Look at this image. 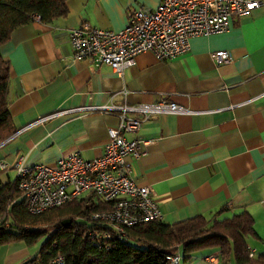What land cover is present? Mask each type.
<instances>
[{
    "label": "crops",
    "instance_id": "crops-1",
    "mask_svg": "<svg viewBox=\"0 0 264 264\" xmlns=\"http://www.w3.org/2000/svg\"><path fill=\"white\" fill-rule=\"evenodd\" d=\"M159 2L66 0L64 16L11 31L0 56L8 64L14 132L0 143L6 165L0 181L15 177L18 158L53 165L72 150L84 159L100 156L116 111L87 108L168 98L189 112L151 114L136 133L124 135L151 141L130 160L131 176L149 186L163 223L212 218L219 209L218 219L247 211L257 235L247 246L264 252V9L230 17L222 32L190 37L187 51L171 59L141 52L120 73L71 58L68 32L79 22L116 31L128 8ZM215 50L229 52L228 65L214 66L209 54ZM215 252L197 251L189 264H211L205 257ZM29 256L21 241L0 246V264Z\"/></svg>",
    "mask_w": 264,
    "mask_h": 264
},
{
    "label": "built area",
    "instance_id": "built-area-1",
    "mask_svg": "<svg viewBox=\"0 0 264 264\" xmlns=\"http://www.w3.org/2000/svg\"><path fill=\"white\" fill-rule=\"evenodd\" d=\"M257 8L264 9V0H160L154 8L132 6L125 12L126 24L119 30L79 22L68 32L72 59H89L93 67L106 65L114 72L135 62L141 52L151 53L156 60L171 59L188 49L193 36L222 32L230 17H243ZM217 68L229 64L226 50L209 54ZM86 109V108H85ZM91 110L116 111L117 124L107 129V140L100 156L84 159L72 150L53 165L13 164L17 188L26 210L34 215L93 193L109 207L94 211L90 219L104 225L87 233L91 243L107 248L108 239L125 240L126 230L148 221H161L160 211L151 197L148 185L139 184L131 176V162L143 153V146L134 134L141 122L151 114L189 112L168 98L154 102L119 106H93ZM136 113L138 116H129ZM6 165L0 160V171ZM248 255L254 250L248 247ZM169 264H176L180 254L168 255ZM205 259L218 262V251ZM48 264H65L63 255L55 252Z\"/></svg>",
    "mask_w": 264,
    "mask_h": 264
},
{
    "label": "trees",
    "instance_id": "trees-1",
    "mask_svg": "<svg viewBox=\"0 0 264 264\" xmlns=\"http://www.w3.org/2000/svg\"><path fill=\"white\" fill-rule=\"evenodd\" d=\"M66 0H0V44L11 31L33 19L39 22L64 16ZM8 64L0 56V143L14 132L7 109ZM93 193L31 215L17 188V178L0 181V246L21 241L34 243L45 235L37 251L20 264H48L55 252L65 264H169L168 255L180 254L176 264H189L202 249H217V264H264V252L248 255L247 239L257 238L253 218L245 210L229 217L195 215L173 223L148 221L126 230V239H108L107 248L93 245L90 230L105 226L90 219L108 208ZM68 220V223H65Z\"/></svg>",
    "mask_w": 264,
    "mask_h": 264
},
{
    "label": "rangeland",
    "instance_id": "rangeland-1",
    "mask_svg": "<svg viewBox=\"0 0 264 264\" xmlns=\"http://www.w3.org/2000/svg\"><path fill=\"white\" fill-rule=\"evenodd\" d=\"M44 238H45V235H41L34 243L26 245L27 251L29 252V255H32L37 251L39 244L43 241ZM217 251L218 250L216 249V252ZM179 264H181V263H179Z\"/></svg>",
    "mask_w": 264,
    "mask_h": 264
},
{
    "label": "water",
    "instance_id": "water-1",
    "mask_svg": "<svg viewBox=\"0 0 264 264\" xmlns=\"http://www.w3.org/2000/svg\"><path fill=\"white\" fill-rule=\"evenodd\" d=\"M65 223H68V220H65Z\"/></svg>",
    "mask_w": 264,
    "mask_h": 264
}]
</instances>
